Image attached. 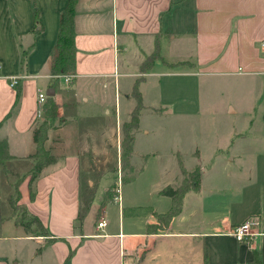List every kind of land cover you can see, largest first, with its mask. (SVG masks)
I'll list each match as a JSON object with an SVG mask.
<instances>
[{
	"label": "crops",
	"instance_id": "obj_1",
	"mask_svg": "<svg viewBox=\"0 0 264 264\" xmlns=\"http://www.w3.org/2000/svg\"><path fill=\"white\" fill-rule=\"evenodd\" d=\"M71 1L0 0V119L15 102L11 79L17 77L21 87L18 106L0 125V139L8 141L12 156L0 167V264H255L257 255L264 264V0H74L76 72L67 86L53 78L51 66L61 14ZM35 9L42 20L40 32L34 31ZM157 51L161 58L143 72ZM159 64L166 69L156 71ZM154 75L215 77L217 88L226 93L217 99L218 110L247 121L229 144L233 154L227 161L244 162L234 183L207 189L196 164L188 171L201 168L199 190L185 194L182 211L162 228L157 227L160 215L172 206V198L160 193L163 188L153 190L171 201L163 212L139 204L121 188L117 199L116 182L98 194L108 173L122 182V125L137 103L136 82L141 79L144 110L143 85ZM49 88L55 90L59 110L45 147L57 161L45 166L31 187L34 130L43 119L38 90L48 93ZM183 89L190 111L191 84L185 82ZM256 103L259 114L252 118ZM143 110L131 158L142 169L131 182H122L127 187L144 174V165L132 162L138 136L149 133L142 124ZM181 175L179 163L176 182L168 185L181 184ZM21 178L20 202L41 219L47 236L29 235L13 217L10 198ZM85 179L96 195L80 225ZM109 190L113 199L101 208L104 196L111 197ZM99 215L108 219L104 228H98ZM248 219L253 234L238 241L231 232Z\"/></svg>",
	"mask_w": 264,
	"mask_h": 264
},
{
	"label": "rangeland",
	"instance_id": "obj_2",
	"mask_svg": "<svg viewBox=\"0 0 264 264\" xmlns=\"http://www.w3.org/2000/svg\"><path fill=\"white\" fill-rule=\"evenodd\" d=\"M161 69L166 67L159 64L155 68L156 71ZM216 81L219 80L212 76L201 79L193 76L189 78L150 76L147 83L143 85L146 107L143 110L142 119L143 127L149 133L138 136L137 149L132 160L136 165H144V174L139 177L141 180L138 184L127 187L122 185L117 174L108 173L102 179L98 194L108 183L116 182L122 191L137 197L135 201L139 204H149L156 206L162 212L166 211L171 204L170 199L153 193V190L162 189L176 182L180 163L177 151L181 154V161L187 168V172L196 164L201 165L207 189L215 185L225 187L233 184L234 175L239 174L240 163L244 162L241 159L227 161L228 156L233 154L229 144L236 138L234 134L241 130L240 128L247 124V121L243 116L238 118L236 115H225L222 110H218L217 99L222 95L225 96L226 93L223 94V91L221 93ZM185 82L191 84L193 101L191 105L189 103L190 111L184 103V95H187L183 89ZM204 83L207 84L205 90L199 85L203 86ZM255 99L259 100V95H256ZM154 108H160V110L157 112ZM258 114L259 103H256V111L252 114V118ZM43 121L44 116L40 123ZM145 154L148 156L143 159ZM113 155H115L114 152ZM184 179L185 177L181 175L179 182L182 183ZM90 187L88 179H85L82 186L83 194ZM110 194V199H113V190H109ZM4 195L3 187L2 198ZM1 203L5 204L3 199ZM3 205L1 209L4 208ZM40 247L43 250L44 246Z\"/></svg>",
	"mask_w": 264,
	"mask_h": 264
},
{
	"label": "trees",
	"instance_id": "obj_3",
	"mask_svg": "<svg viewBox=\"0 0 264 264\" xmlns=\"http://www.w3.org/2000/svg\"><path fill=\"white\" fill-rule=\"evenodd\" d=\"M74 16L75 6L74 0H72L69 6L61 14L60 29L55 45V54L51 66V71L53 74H72L76 72V32ZM35 22L36 26L34 31L40 32L43 26L40 12L38 9H35ZM28 53L29 49L23 51V63L26 61ZM159 58H161V56L158 51L151 55L143 64V72H147V70H149L154 65L155 61ZM140 80L141 79L136 82L133 92V95L137 100L136 106L131 113L130 120L123 123L122 125L123 138L121 152V167L124 171V174L122 176V182L124 184L134 180L137 172L142 169L135 168V166L131 163V158L134 151L135 134L139 130L141 113L144 108L142 93L139 89ZM52 87H54V84L52 85ZM15 88V102L11 110L7 113V115L3 119H0V125L6 118H9L13 115L16 107L19 104L21 97V87L17 84ZM58 110L59 105L56 103L53 96H48L47 100L45 101L42 107L44 121L42 123H38L37 127L34 130V139L37 143V151L31 156L35 160V165L30 172L31 187L33 182L41 174L43 168L57 161V157L54 156L51 151L46 149L45 141L48 138V130L54 126V123L58 118ZM11 157L12 156L9 153L8 141L6 139H0V167H5L6 161ZM180 164L185 179L181 184L177 186L168 185L161 190L160 193L162 195H166L172 198V206L168 212L160 215L161 223L157 227L162 228L164 226H168L173 217H175L182 211L183 199L185 194L190 190H199L201 186L202 175L200 167H197L194 170L187 172V170L183 167L181 159ZM197 170L199 171L196 173ZM22 179L23 178L19 179V181L16 182L15 192L10 198V204L13 209V217L15 218L16 223L22 225L29 235L47 236L48 230L46 229L41 219L38 216L30 213L28 209L20 202L21 192L19 189V183ZM185 181L186 183H184ZM31 192L34 195V192L32 190ZM107 194L102 200L101 208H103L110 201V198L107 196ZM95 195L96 191L94 187L89 188L86 193L81 194L80 209L77 218L80 225L83 224L86 215L91 209V206L95 199ZM41 250L42 247L38 249V252H41ZM254 263L260 264L258 255L255 257Z\"/></svg>",
	"mask_w": 264,
	"mask_h": 264
},
{
	"label": "built area",
	"instance_id": "obj_4",
	"mask_svg": "<svg viewBox=\"0 0 264 264\" xmlns=\"http://www.w3.org/2000/svg\"><path fill=\"white\" fill-rule=\"evenodd\" d=\"M262 45L264 46V41L262 42ZM53 78L55 80H63V82L69 86L73 83V80L75 79V74H54ZM19 80L17 77H14L11 79V86L15 87L18 84ZM48 93L47 91L43 90V89H39L38 90V102L40 104V113L42 114V107L43 104L45 103V101L48 98ZM118 192V196L117 199H121L120 193H121V189L120 187L117 189ZM251 224L252 222L248 219L245 222L237 225L236 227L233 228L232 230V234L235 236V238L238 241H244L246 238H248L249 236H251L253 233L251 231ZM108 225V219L107 217L103 216L101 217V219L98 222V228H104ZM124 264H133V263H129V262H125Z\"/></svg>",
	"mask_w": 264,
	"mask_h": 264
},
{
	"label": "water",
	"instance_id": "obj_5",
	"mask_svg": "<svg viewBox=\"0 0 264 264\" xmlns=\"http://www.w3.org/2000/svg\"><path fill=\"white\" fill-rule=\"evenodd\" d=\"M55 94V90L53 88L48 89V95L53 96Z\"/></svg>",
	"mask_w": 264,
	"mask_h": 264
}]
</instances>
